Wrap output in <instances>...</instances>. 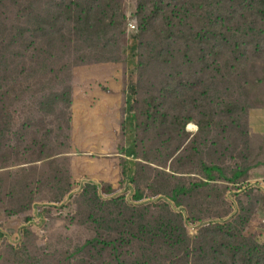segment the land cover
Wrapping results in <instances>:
<instances>
[{"label":"rangeland","instance_id":"obj_1","mask_svg":"<svg viewBox=\"0 0 264 264\" xmlns=\"http://www.w3.org/2000/svg\"><path fill=\"white\" fill-rule=\"evenodd\" d=\"M69 1L0 0V49L19 53L0 94V264H220L209 243L223 264H264L260 0H214L212 15L120 0L128 20L101 38ZM239 33L261 40L231 47Z\"/></svg>","mask_w":264,"mask_h":264},{"label":"trees","instance_id":"obj_2","mask_svg":"<svg viewBox=\"0 0 264 264\" xmlns=\"http://www.w3.org/2000/svg\"><path fill=\"white\" fill-rule=\"evenodd\" d=\"M100 1L104 3H99L100 4L99 6L97 5V2H100ZM233 1L238 2L240 0H233ZM254 1L255 0H243L244 2L243 4L244 5L251 4ZM203 2H204L203 8H206L204 9L205 12H207L208 6L209 7L212 6V10H211V15H212L215 11V8L213 6L215 1L214 0H203ZM118 3H120V0H70L67 8H68L69 15L73 16L72 18L73 22L75 23L76 26H79L80 34L85 33L84 37L87 38L88 34L92 35V31H93L94 36L101 38L102 36L107 37L111 28L117 29L121 27L123 23H125L128 20L126 12L122 8L118 6L117 7L113 6V4H118ZM258 5H262V16H264V0H260L255 6H258ZM258 10H259V7L258 9L257 8L255 9V12L253 14L254 15L258 14ZM155 11H158V8H156ZM153 16L155 17L157 15L155 14ZM208 16L209 14L207 13V16H205V19L208 22L204 23L203 26L200 25L199 32L195 33L196 34L195 36L197 38L203 39L200 42L201 45L210 44L211 39H213L212 32L213 30H215V28H217L215 26V21L213 20L210 21L209 20L210 18ZM240 16L242 15L240 14ZM242 19H243V25H251L250 23L251 17L242 16ZM150 21L152 22V19H150ZM43 24H47L48 26L53 27V25L51 24V21L45 22ZM173 25H174L173 23L172 25L171 23H168V25L166 24V26L169 29V34L173 32L171 30V27H173ZM52 29L50 32H52ZM192 34L194 35V33ZM254 35L255 34L253 33H245L243 35H241L240 33L235 34L234 37L230 38V40H232V43H230V45L232 47V45L236 43L239 46H241L242 45L240 43L241 39H243L244 41H248L251 39L254 41V43H256V41L259 42L261 39H255V38L253 39ZM262 44L264 45V19L262 20ZM3 50H8L9 53L6 54L4 53ZM202 56L206 59V53H204ZM18 58H19V53L16 48L9 46L6 49H0V94H1V97L4 96L7 93V91L11 87L13 88L15 85L14 84L15 80H13L10 71L14 70L12 65L18 60ZM131 98L128 97L129 105L132 103ZM134 115H131V117L133 118ZM259 165H264V161L260 162ZM214 171H217L220 176H224L222 170L219 167H216V166L210 167L206 169V173H207L209 180L216 179L215 175L213 174ZM245 173L246 171H238L236 174H234L232 178H230V180L232 181L237 180L239 177L244 176ZM174 193L177 194L178 190H176ZM129 197H130V202L136 205L142 204L146 201L143 198V195L137 190L131 189V193ZM172 197H175V195H173ZM224 245L225 244H221V246L219 247H211L209 243L208 249L211 251L205 254V257L209 255L208 256L209 260H214V261L218 260L220 264H223L220 261V255L223 254ZM240 248L241 247H238V250H240ZM232 249L236 250V247H233ZM242 249H243V253L248 254V251L245 252V249L244 248ZM212 264H215V262Z\"/></svg>","mask_w":264,"mask_h":264}]
</instances>
